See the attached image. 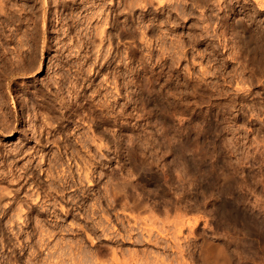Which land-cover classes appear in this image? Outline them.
Returning <instances> with one entry per match:
<instances>
[{
    "label": "rangeland",
    "instance_id": "1",
    "mask_svg": "<svg viewBox=\"0 0 264 264\" xmlns=\"http://www.w3.org/2000/svg\"><path fill=\"white\" fill-rule=\"evenodd\" d=\"M13 1L43 27L26 41L20 22L38 65L25 57L9 75L15 57L0 56V264H94V244L101 264L113 247L131 259L147 245L94 226L105 213L121 229L131 210L154 230L179 228V246L199 252L189 264H202L204 240L231 264H264V52L248 53L231 26L238 12L261 43L264 14L239 5L208 34L196 5L181 19L159 0Z\"/></svg>",
    "mask_w": 264,
    "mask_h": 264
},
{
    "label": "bare ground",
    "instance_id": "2",
    "mask_svg": "<svg viewBox=\"0 0 264 264\" xmlns=\"http://www.w3.org/2000/svg\"><path fill=\"white\" fill-rule=\"evenodd\" d=\"M18 1V0H17ZM36 1H39V0H36ZM44 2L43 3H45V0H43ZM56 1V0H55ZM54 1V2H55ZM115 1V0H114ZM151 1V0H150ZM160 1V3H168V7L170 6L174 11H177V12H179V18H183V19H185L187 16H190V13H192V11H191V9H190V6H192V5H196L195 6V8H196V12L195 13H197V19L195 18V21L196 20H198L199 22H201V23H203V21H204V24H205V22H206V24H208V26L207 27H205L206 28V30H205V32L207 31V33L209 34V32L211 31V25H216L215 23H216V20H218V21H220V19L224 16V14H226L227 12L229 13V12H232V11H236V9H237V7L239 6V5H241V7H245L246 5H248V4H252V5H254V9L258 12V15L259 16H261V15H263L264 14V0H159ZM247 3H246V2ZM144 2V1H143ZM143 2H140V3H143ZM19 3V2H18ZM17 3V4H18ZM25 4L27 3V1L26 2H24ZM39 3H40V1H39ZM110 3H111V1H110ZM113 3V2H112ZM121 3V2H120ZM146 4H147V2H145ZM151 3V2H150ZM15 4V2L13 1V0H0V56H2L1 55V52L2 51H8V53H9V51L14 55V59L15 60H12V57L10 58L12 61H11V63H10V59L8 60L9 61V63L11 64V67H12V70L9 68V71L6 69V71H8V73L5 71V70H3L2 68H6L5 66L4 67H2V64L4 65V63H7V62H4V60L6 59L5 58V56L8 54H6V52L4 53V54H6L5 56H3V58H5L4 60H3V62H2V59L0 60V71L1 70H3L2 72H4V73H1L2 75H5V72H6V74H9V72L11 73V75H14V76H16V74H20V72L22 71H20L19 69L20 68H22V65L24 64V62L26 61V60H24V58L26 57H30V55H28V50H27V52H25V50L23 51L22 50V48L23 49H28V47H29V45H28V47L27 46H25L26 48H24L23 46L25 45V43H26V41L28 40V38L31 36V40L30 41H35L36 40V38H38V37H36L35 38V34H37V23L34 21V17L32 16L33 14L35 15V12L33 11V8H32V14H30V12H28L29 14H26L25 13V15H24V13L22 14L21 13V11H23V10H20L21 8H19V6L18 5H20V4ZM31 4V3H30ZM115 4V3H114ZM113 4V5H114ZM151 4H153V3H151ZM163 4V5H164ZM165 4V5H166ZM191 4V5H190ZM27 5V4H26ZM34 5V4H33ZM41 5H42V2H41ZM154 5H155V3H154ZM153 5V6H154ZM162 5V6H163ZM18 8H17V7ZM22 6H24V4L22 5ZM36 6H37V3H36ZM39 6V5H38ZM144 6V5H143ZM28 7H29V4H28ZM167 7V8H168ZM169 7V8H170ZM30 8V9H31ZM37 7H35V9H36ZM107 8V7H106ZM125 8V7H124ZM148 8V7H147ZM194 8V7H193ZM30 9H28L27 8V10L28 11H30ZM34 9V10H35ZM144 9V8H143ZM145 9H146V7H145ZM158 9V8H157ZM39 10V9H38ZM124 10H126V9H124ZM159 10V9H158ZM157 10V11H158ZM173 10H171V11H173ZM195 10V9H194ZM25 11V10H24ZM130 11V10H129ZM234 11V12H235ZM105 12V11H104ZM107 12V11H106ZM105 12V13H106ZM176 12V13H177ZM42 13V12H41ZM175 13V12H174ZM173 13V14H174ZM37 14V13H36ZM39 14V13H38ZM130 14H132V13H130ZM178 14V13H177ZM194 14V13H193ZM192 14V15H193ZM223 14V15H222ZM144 16V15H143ZM176 16V15H175ZM38 17H39V15H38ZM106 17H108V16H106ZM178 18V17H177ZM36 19H38V18H36ZM106 19V18H105ZM104 19V20H105ZM115 19V18H114ZM192 19V18H191ZM251 20H256V17L255 18H250ZM24 20H28V22L29 23H26V27H23V29L22 30H24V28H26L24 31L25 32H22L23 33V37H25L24 39L26 40H21V38H22V36L20 37L19 36V30H21V24H20V22L21 21H24ZM37 21V20H36ZM38 21H40V20H38ZM217 21V22H218ZM223 21H225V19L223 20ZM25 22V21H24ZM42 21H40L39 23H41ZM215 22V23H214ZM226 22V21H225ZM224 22V23H225ZM38 23V24H39ZM44 23V22H43ZM197 23V22H196ZM213 23V24H212ZM223 23V22H222ZM25 24V23H24ZM23 24V25H24ZM153 24H154V22H153ZM198 24V23H197ZM218 24H220V23H218ZM217 24V25H218ZM226 24V23H225ZM40 25L41 24H39V26L38 27H40ZM44 25V24H43ZM147 26H149V25H147ZM201 26H203V25H201ZM231 26H233L235 29H238L240 32H238V33H241L240 35V38H241V41L243 42V46L245 47V49H246V51L248 52V53H253V52H255L257 49H260V52L261 51H263L264 52V28H262V35L260 36V38H261V41L263 40V42H257V41H255L256 39H254L255 37H252V33H250V30H249V25H248V23L238 14V12H236V14H235V17H234V19H233V22H232V25ZM43 27V26H42ZM42 27H40V28H42ZM151 26H149V28H150ZM152 27H153V25H152ZM154 27H156V26H154ZM211 27V28H210ZM226 27H227V24H226ZM232 27V28H233ZM20 28V29H19ZM40 28H38V30L40 29ZM202 28V27H201ZM204 28V29H205ZM214 28V27H213ZM213 28H212V30H213ZM222 28H224V27H222ZM233 28V29H234ZM44 29V28H43ZM103 29V28H102ZM216 29V28H215ZM214 29V30H215ZM219 29V28H218ZM217 29V30H218ZM225 29H229V28H224V30ZM21 30V31H22ZM152 30V29H151ZM210 30V31H209ZM232 30V29H231ZM20 31V32H21ZM43 31H45V30H43ZM200 31V30H199ZM223 31V30H222ZM221 31V32H222ZM41 31H39L38 32V35L40 36V33ZM154 34H157V29L156 28H153V31H152ZM202 32H204V31H202ZM201 32V33H202ZM205 32H204V34H201L202 36L203 35H206L205 34ZM21 33V34H22ZM42 33V32H41ZM143 33V32H142ZM199 33V32H198ZM211 33H214V32H212L211 31ZM210 33V34H211ZM200 34L198 35V37H200ZM224 34V33H223ZM222 34V35H223ZM25 35V36H24ZM37 35V36H38ZM42 35V34H41ZM153 35V34H152ZM214 34H212V36H213ZM217 35V36H216ZM218 35H219V31L217 32V33H215V38H217L218 37ZM226 35V34H225ZM29 36V37H28ZM211 36V37H212ZM220 36V35H219ZM224 36V35H223ZM205 37H207V35L205 36ZM210 37V38H211ZM44 38V37H43ZM208 38H209V36H208ZM213 38V37H212ZM220 38V37H219ZM218 38V39H219ZM199 39V38H198ZM42 41V39H41V37H40V39L39 40H37L38 42L39 41ZM222 41H223V39H221ZM224 40H226L225 38H224ZM229 40V39H228ZM25 42L24 43V45H23V43L22 42ZM43 41H44V39H43ZM43 41H42V43L41 44H39V45H44L43 44ZM210 41H211V39H210ZM214 41V40H213ZM227 41V40H226ZM226 41H224V42H226ZM238 41H240V39L238 40ZM45 42V41H44ZM220 42V41H219ZM231 42V41H230ZM258 43V45H257V43ZM28 43V42H27ZM31 43V42H30ZM37 43V42H36ZM35 43V45H34V47L36 48V45H38V44H36ZM229 43V42H228ZM260 43V44H259ZM32 45H33V43H31ZM215 44H217L216 42H215ZM219 44V43H218ZM222 44L223 45H220L221 47L222 46H224V47H222V50H224V48L226 47L225 45L227 44H225V43H223L222 42ZM225 44V45H224ZM46 46H47V44H46ZM242 46V47H243ZM38 47V46H37ZM40 47V46H39ZM227 47H228V45H227ZM241 46H239V48H240ZM241 47V48H242ZM260 47V48H259ZM30 48V47H29ZM228 48H230V45H229V47ZM32 49H33V47H31V53H35V52H32ZM37 49V48H36ZM226 49V48H225ZM34 50V49H33ZM38 50H39V48H38ZM42 50V49H41ZM227 50H229V49H227ZM37 51V50H36ZM29 52V53H30ZM38 52V51H37ZM56 52V51H55ZM30 53V54H31ZM11 54V55H12ZM38 54V53H37ZM57 54V53H56ZM10 55V54H9ZM35 56L34 54H31V56ZM49 55V54H48ZM38 56V55H37ZM36 57V56H35ZM34 57V58H35ZM53 57H54V55H53ZM56 57V56H55ZM25 58V59H26ZM32 58V57H31ZM51 58V57H50ZM57 58V57H56ZM58 59V58H57ZM24 60V61H23ZM29 60V58H27V61ZM36 60V59H35ZM34 60V61H35ZM50 60H52V59H50ZM26 61V62H27ZM30 61H33L32 59H30L29 60V62ZM33 61V62H34ZM56 61H58V60H56ZM55 61V62H56ZM22 62H23V64H22ZM28 62V63H29ZM59 62V61H58ZM9 63H7V64H9ZM31 64H33L32 62H30ZM37 62L35 61V64H36ZM31 64L29 65H27L26 67H27V69H28V67L29 66H31ZM35 64H34V67H35ZM58 64V63H57ZM24 65H26V64H24ZM24 65H23V67H24ZM37 65H38V63H37ZM41 65V64H40ZM39 65V66H40ZM7 66V65H6ZM13 66H15V67H13ZM21 66V67H20ZM33 66V65H32ZM56 66V65H55ZM34 67H32V69H35ZM38 67V66H37ZM25 68V67H24ZM24 68H22L23 70H24ZM26 69V70H27ZM37 69V68H36ZM30 69H28V71H29ZM12 71V72H11ZM34 71V70H33ZM62 71V70H61ZM64 71V70H63ZM62 71V72H63ZM30 72H32L31 70H30ZM22 73H25V72H23L22 71ZM29 73V72H28ZM64 73V72H63ZM67 73V72H66ZM1 75V76H2ZM10 75V74H9ZM1 76H0V78H1ZM18 76V75H17ZM28 76V75H27ZM5 77V76H4ZM4 77L2 76V78H3V80H4ZM7 77H8V75H7ZM23 77V76H22ZM6 78V77H5ZM9 79H10V77H8ZM12 78H14V77H12ZM7 79V78H6ZM5 79V80H6ZM8 79V80H9ZM20 79V78H19ZM4 80V81H5ZM11 80V79H10ZM56 81V80H55ZM58 81V80H57ZM3 82V81H2ZM22 82V81H21ZM59 82V81H58ZM25 83V82H24ZM1 80H0V86H1ZM7 84V83H6ZM6 84H5V86H6ZM22 84H23V82H22ZM3 86V85H2ZM4 86V87H5ZM9 87V86H8ZM57 87V86H56ZM2 88V87H1ZM26 88V87H25ZM2 89H4V88H2ZM2 89H1V92H2ZM54 90V89H53ZM30 91V90H29ZM55 91V90H54ZM28 92V91H27ZM29 93H31V91L29 92ZM54 93V92H53ZM1 94V93H0ZM55 94V93H54ZM30 95H32V94H30ZM53 95V94H52ZM52 95H51V98H52ZM57 95V94H56ZM30 97H32V96H30ZM30 99V98H29ZM32 99V98H31ZM31 99H30V101H31ZM50 99V98H49ZM57 99V98H56ZM34 101H35V99H33ZM55 100V99H54ZM53 100V101H54ZM57 100H59V99H57ZM51 101V100H50ZM52 101V102H53ZM31 103H34L33 101L31 102ZM51 103V102H50ZM54 103V102H53ZM52 103V104H53ZM55 103H58V102H56L55 101ZM60 103V105L59 106H61L62 105V101L61 102H59ZM1 119V118H0ZM10 119V118H9ZM9 119H7V120H9ZM47 121V120H46ZM48 123V122H47ZM10 124V123H9ZM3 126H4V124H3ZM6 126H7V124H6ZM2 127V126H1ZM5 127V126H4ZM12 127V126H11ZM7 128H9V127H7ZM0 129H2V128H0ZM7 130H9V129H7ZM7 130H5L4 129V131H7ZM11 130V129H10ZM9 130V131H10ZM12 131V130H11ZM129 181V180H128ZM115 187V186H114ZM125 187H127V188H129L130 190H134V187H135V184H133L132 182H130V183H126L125 184ZM118 190V189H117ZM119 191H121V190H119ZM119 191H117V192H119ZM137 193V192H136ZM124 195V194H123ZM138 195V194H137ZM122 196V195H121ZM140 196V195H139ZM118 198V197H117ZM127 198V197H126ZM134 196H133V201H134ZM121 200V199H120ZM148 200V199H147ZM118 201V200H117ZM121 202H122V200H121ZM125 202V201H124ZM124 202H122V203H124ZM136 202V203H135ZM135 207L136 208H139V209H141V208H146V203H147V201H146V199L144 200L143 198H137L136 197V199H135ZM126 203H128V202H126ZM123 204L122 206H124V208H126L127 206L129 207V205H127V204ZM119 204H120V202H119ZM121 205V204H120ZM131 206V205H130ZM154 206L155 205H153L152 207L154 208ZM127 207V208H128ZM131 207H133V206H131ZM130 207V208H131ZM135 207H133V208H131V209H136ZM157 207V206H156ZM129 209V208H128ZM138 209V210H139ZM158 209V208H157ZM254 209V208H253ZM124 210V209H123ZM126 211H127V209H125ZM145 210V209H144ZM252 210V209H251ZM132 211L133 210H131L130 212L132 213ZM130 212H128L129 214L127 215V213H126V216H125V213H124V216L126 217L125 219L123 218V220H121L122 222H121V229H119V228H116L117 227V225H118V223H117V225L116 224H112V221L114 222L115 220H112V219H110L108 216L109 215H105V213H104V215L103 216H105V218H103V216L101 217V218H103V220L101 219L100 221L98 220V221H96L95 223H94V226L96 227V228H101V232L103 233V235L104 236H107V238L110 236L111 238H112V240H113V238H118L117 240L118 241H120V242H123V243H125V242H134V243H136V242H139V243H141V242H143L144 244H146L147 245V248L145 249V247H143L144 248V250H142V249H140L141 251H138V250H136L135 248V250H133L134 252L132 253H130V255L129 254H127V255H129L130 257H132L131 259L130 258H128V260H125V258L123 259L122 257H120L119 255H117V254H119V252L118 253H116V250L115 249H113L112 247V249H111V259L110 260H112L113 261V264H189L188 262H186L184 259L185 258H189V259H191V261H195L196 259L195 258H197L196 257V254L197 253H199V252H197V253H195V251L192 249V248H190V246H186L185 248L181 245V246H179V228L178 229H175L174 230V232L172 233V235H170V233H166L165 231V229H163V228H159V229H152V228H149L148 227V224H141L142 222H143V220H142V222H141V220H139L138 218H139V216H135V215H133V214H131ZM250 212H252V211H250ZM254 213V212H253ZM117 214V213H116ZM122 214V213H121ZM259 214H260V212H259ZM258 215V214H257ZM107 216V217H106ZM117 216H119L118 214H117ZM121 216V215H120ZM118 217V219H120V218H122V217H124V216H122V217ZM260 216H263V214H260ZM20 217H21V215H20ZM262 218V217H261ZM140 219H143V218H140ZM112 220V221H111ZM138 220H139V222H138ZM175 221H178V219H176ZM115 223H116V221H115ZM120 223V222H119ZM176 224H177V222H176ZM116 225V226H115ZM178 225H179V223H178ZM178 225H176V228L177 227H179ZM123 227V228H122ZM138 231H137V230ZM135 230L137 231V232H135ZM181 230V229H180ZM264 231V230H263ZM168 232V231H167ZM182 232V231H181ZM263 234V233H262ZM87 235V234H86ZM92 234H88V239H90L91 240V242H92V244H94V237H92L91 236ZM170 236H172L171 238V241H170V243H169V240H168V238L170 237ZM109 237V238H110ZM110 238V239H111ZM185 238V237H184ZM204 240V239H203ZM43 243V242H42ZM45 244V243H44ZM182 244V243H181ZM70 245V244H69ZM73 245V244H72ZM43 246V245H42ZM75 246H78V247H76V248H72L71 249V251H70V254L72 255V254H83V253H81V252H83V248H81V244H77V245H75ZM93 247H94V250H91L90 249V251H89V254L87 255L86 254V256H88V258L90 259V260H92L93 262L92 263H94V264H101V257L100 256H103V254L104 253H106V255H107V251L106 252H103V250H102V248H100V246L98 247V244H94V245H92ZM72 247V246H71ZM202 248H201V250H200V254H199V256H200V260H201V262H202V264H231V259H230V255L228 254V251L225 249V247H223L222 246V244H220V243H218V242H215V241H213V240H204V243H203V245L201 246ZM50 249V248H49ZM93 249V248H92ZM70 250V249H69ZM68 250V251H69ZM108 251H109V249H108ZM197 251V250H196ZM129 253V252H128ZM68 254V253H67ZM79 254V255H80ZM120 255H121V253H120ZM124 255V254H123ZM120 257V259H119V257ZM182 258L183 260L182 261H180V263H179V258ZM199 258V257H198ZM188 260V259H187ZM103 261V260H102ZM47 262H45L44 261V263L43 264H46ZM192 263V262H191ZM254 263V262H253ZM262 263V262H261ZM34 264V263H33ZM193 264V263H192Z\"/></svg>",
    "mask_w": 264,
    "mask_h": 264
}]
</instances>
